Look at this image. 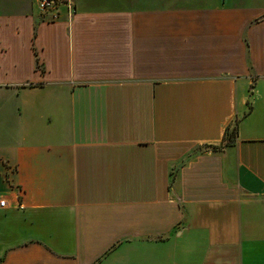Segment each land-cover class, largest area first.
<instances>
[{
	"label": "crops",
	"instance_id": "1",
	"mask_svg": "<svg viewBox=\"0 0 264 264\" xmlns=\"http://www.w3.org/2000/svg\"><path fill=\"white\" fill-rule=\"evenodd\" d=\"M70 1L0 0V264H264V0Z\"/></svg>",
	"mask_w": 264,
	"mask_h": 264
},
{
	"label": "built area",
	"instance_id": "2",
	"mask_svg": "<svg viewBox=\"0 0 264 264\" xmlns=\"http://www.w3.org/2000/svg\"><path fill=\"white\" fill-rule=\"evenodd\" d=\"M36 4L44 22L54 23L61 19L69 22L75 14V8L70 0H37ZM8 208L10 206L7 199L0 195V210Z\"/></svg>",
	"mask_w": 264,
	"mask_h": 264
},
{
	"label": "trees",
	"instance_id": "3",
	"mask_svg": "<svg viewBox=\"0 0 264 264\" xmlns=\"http://www.w3.org/2000/svg\"><path fill=\"white\" fill-rule=\"evenodd\" d=\"M235 137V128H231L230 130L226 131V141L230 145L233 143Z\"/></svg>",
	"mask_w": 264,
	"mask_h": 264
},
{
	"label": "rangeland",
	"instance_id": "4",
	"mask_svg": "<svg viewBox=\"0 0 264 264\" xmlns=\"http://www.w3.org/2000/svg\"><path fill=\"white\" fill-rule=\"evenodd\" d=\"M48 23V22H47ZM229 130H230V128H229Z\"/></svg>",
	"mask_w": 264,
	"mask_h": 264
}]
</instances>
